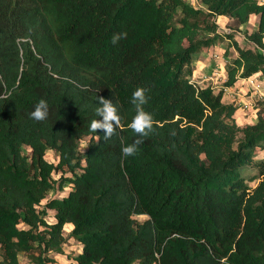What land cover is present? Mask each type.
<instances>
[{
  "label": "trees",
  "instance_id": "16d2710c",
  "mask_svg": "<svg viewBox=\"0 0 264 264\" xmlns=\"http://www.w3.org/2000/svg\"><path fill=\"white\" fill-rule=\"evenodd\" d=\"M199 4L0 0V264L55 263L67 225L82 245L69 264H264V160L255 188L245 178L264 151V116L240 128L223 91L192 81L195 56L226 38L238 52L225 56L226 87L264 75V0ZM253 15L252 48L219 32V17L244 26ZM138 87L154 127L125 158ZM100 96L121 117L109 140L89 127ZM40 99L49 116L37 122ZM55 185L70 190L43 205Z\"/></svg>",
  "mask_w": 264,
  "mask_h": 264
},
{
  "label": "rangeland",
  "instance_id": "374dc122",
  "mask_svg": "<svg viewBox=\"0 0 264 264\" xmlns=\"http://www.w3.org/2000/svg\"><path fill=\"white\" fill-rule=\"evenodd\" d=\"M189 2L194 4L196 7H199L200 5L199 0H189ZM258 20H259L258 16L257 17L252 16L250 22L247 25L238 26V24L232 19H229L227 17H219L217 23L219 25V32L221 34H223L224 36L228 34H233L234 42H237L240 47L252 48L253 44L248 42V36L256 30L258 25ZM226 52H228V54ZM214 53H217L219 55L220 54L224 55V59L225 56H227L228 58L227 57L226 58L229 59L230 62L238 57V52L235 46L233 45V43H230L229 39L226 38L223 42H221V44L217 46H212L202 51L200 55L195 56L194 60H196L199 56L198 66L196 64L194 65L195 71L203 68V63H207L208 61L210 62L211 59L217 60V58L214 57L215 56ZM222 62L225 65V71H223L224 74H221L219 72L220 68L216 67L218 69L213 74L212 73H210L209 75L206 74V77L204 79L194 78L195 83L198 84L200 87L211 86L214 89L215 93L223 91L222 101L225 104L234 105V101L232 99L233 98L232 92H239L240 95L237 98V100L249 101L252 103L253 107L247 110L241 108L240 106L237 107V111L235 114L236 124L240 128H244L245 126L252 125L257 121L261 113L264 116V101H260L256 97L251 98V92L249 88H247L244 82L243 83L241 82V79L238 80V82L240 81L237 85L239 86L238 88H236L235 86L226 87L225 84L227 81V71H226L227 60L225 59ZM207 70H208V66H205L203 71H207ZM45 158L46 160L54 164H57L59 160L58 155L55 151H48L46 153ZM261 160H264V151L257 150L254 158V162L256 163V165L253 164L245 170V178H247L248 180L249 178H255L253 181L250 180L248 181V185L251 188H255L260 182V179H258L257 177L259 173L257 169V163L260 162ZM60 174L61 172L54 174L53 179L58 180ZM69 190H70L69 188H65L63 191H61L57 189V186L55 185L54 189L48 194L47 199L44 200L42 204L43 205L46 204V202L51 198L65 197L68 194ZM53 214H54L53 211L51 210L48 211L47 220L49 222L54 221ZM139 219L143 220L144 217H140ZM72 228L73 227L71 225H67L65 227V236L67 240H66V244L64 245V254L61 255L50 254L51 257L55 258V263H51V264H69L70 262H72L73 258L81 252L82 245L79 242L69 237ZM0 254H1V250H0ZM0 260H1V256H0ZM20 264H34V263L30 261L27 255L22 254L20 255Z\"/></svg>",
  "mask_w": 264,
  "mask_h": 264
},
{
  "label": "clouds",
  "instance_id": "9594fccd",
  "mask_svg": "<svg viewBox=\"0 0 264 264\" xmlns=\"http://www.w3.org/2000/svg\"><path fill=\"white\" fill-rule=\"evenodd\" d=\"M126 37V31L114 33L111 37V43L116 45ZM147 93L148 89L138 87L132 94L131 103L135 107V115L128 127L136 134L137 139L133 143L122 147L121 151L125 158L135 156L138 152V146L144 143L143 138L147 137L153 131L154 118L144 108V105L148 103ZM97 100L99 106L96 108V116L100 117V119H92L89 127L94 133L102 131L104 133V140H109L116 134L117 128L120 126L121 117L112 99H106L100 96L97 97ZM48 116V102L45 99H40L36 103L34 110L30 113V118L41 122L47 119Z\"/></svg>",
  "mask_w": 264,
  "mask_h": 264
},
{
  "label": "built area",
  "instance_id": "2783aa9c",
  "mask_svg": "<svg viewBox=\"0 0 264 264\" xmlns=\"http://www.w3.org/2000/svg\"><path fill=\"white\" fill-rule=\"evenodd\" d=\"M192 81L195 83L194 78L192 79ZM242 83L244 82L247 86V88H249L250 92H251V98L252 97H256L258 98L260 101H264V75L259 72L256 73L248 78H244L241 79ZM198 85V84H196ZM238 88V87H236ZM233 94V101H234V105L236 107H241L245 110L247 109H251L253 107L252 103L249 101H244V100H237V98L239 97L240 93L239 92H232ZM238 101V102H237ZM237 103V104H236Z\"/></svg>",
  "mask_w": 264,
  "mask_h": 264
},
{
  "label": "crops",
  "instance_id": "0c3cea01",
  "mask_svg": "<svg viewBox=\"0 0 264 264\" xmlns=\"http://www.w3.org/2000/svg\"><path fill=\"white\" fill-rule=\"evenodd\" d=\"M253 16H255V15H253ZM255 17H257V16H255ZM200 54H201V52L198 55H200ZM214 54H215L214 57L217 58V60L216 59H211L210 62L208 61L207 63H203V68H201L200 70L194 71L195 74H194V77L193 78H195V79L196 78L204 79L206 77V74L207 75H209L210 73L213 74L218 68H220V71L219 72L221 74H224L223 71H225V65L222 62L223 60H225L224 59V55H222V54L219 55L217 53H214ZM198 62H199V56L194 61V65L196 64L198 66ZM205 66H208V70L207 71H203V69H204ZM216 67H218V68H216ZM239 82L236 83L235 87H239V86H237Z\"/></svg>",
  "mask_w": 264,
  "mask_h": 264
}]
</instances>
